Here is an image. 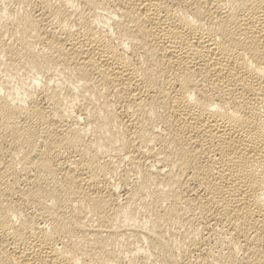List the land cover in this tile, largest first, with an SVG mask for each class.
<instances>
[{
  "label": "bare ground",
  "instance_id": "obj_1",
  "mask_svg": "<svg viewBox=\"0 0 264 264\" xmlns=\"http://www.w3.org/2000/svg\"><path fill=\"white\" fill-rule=\"evenodd\" d=\"M0 264H264V0H0Z\"/></svg>",
  "mask_w": 264,
  "mask_h": 264
},
{
  "label": "rangeland",
  "instance_id": "obj_2",
  "mask_svg": "<svg viewBox=\"0 0 264 264\" xmlns=\"http://www.w3.org/2000/svg\"><path fill=\"white\" fill-rule=\"evenodd\" d=\"M30 80H31V78L26 79L25 76H18L17 78H15L16 83H21L22 81L29 82Z\"/></svg>",
  "mask_w": 264,
  "mask_h": 264
}]
</instances>
